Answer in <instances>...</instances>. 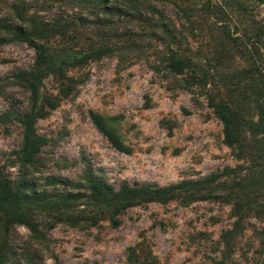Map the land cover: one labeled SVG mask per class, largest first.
I'll list each match as a JSON object with an SVG mask.
<instances>
[{"label": "rangeland", "instance_id": "1", "mask_svg": "<svg viewBox=\"0 0 264 264\" xmlns=\"http://www.w3.org/2000/svg\"><path fill=\"white\" fill-rule=\"evenodd\" d=\"M106 2L118 11L106 16L79 9L75 23L85 33L72 44L87 48L109 43L117 50L71 67L68 75L78 80L75 91L38 119V133L48 138L40 163L31 168L38 187L55 192L47 176L77 181L89 168L119 186L168 185L237 165L240 161L224 143L223 124L204 91L167 69L166 31H175L178 43L185 44L186 36L194 50L203 52L227 27L233 32L239 24L244 33L246 15L229 7L230 0ZM17 9L47 19L74 14L54 0H0V169L13 179L22 175L18 151L24 129L18 118L31 108L30 92L17 74L30 69L36 57L34 47L9 33L8 26L19 21ZM216 10L222 13L214 15ZM247 14L256 25H264V3H250ZM100 23L108 26L103 33ZM59 88L51 75L43 91L57 95ZM91 110L110 118L132 147L130 153L111 144L94 124ZM30 214L37 232L20 222L6 225L0 211V240L6 235L9 241L4 264H217L221 234L235 220L229 203L213 199L144 202L119 214L118 224L107 214L96 223L79 224L67 213L34 208ZM250 235L247 231L240 238L236 264H254L246 260L251 253H244ZM131 247L136 248L133 257Z\"/></svg>", "mask_w": 264, "mask_h": 264}, {"label": "trees", "instance_id": "2", "mask_svg": "<svg viewBox=\"0 0 264 264\" xmlns=\"http://www.w3.org/2000/svg\"><path fill=\"white\" fill-rule=\"evenodd\" d=\"M54 1L59 6H68L74 14L61 13L59 17L47 19L17 9L19 21L8 26L14 39L34 47L36 57L30 69L17 74L30 92L31 108L18 118L24 129L18 151L21 177L13 179L0 169V211L5 224L20 222L37 232L30 214L34 208L60 216L70 214L75 224L84 220L96 223L102 214L109 215L113 223L118 224L119 214L144 202L220 200L231 205L235 220L221 234L222 250L217 264H236L239 241L247 231L252 235L248 237L247 251L244 252L245 255L251 253V258L246 260L264 264V25H256L255 18H249L247 14L250 3L261 4L264 0H230L229 7L246 15L247 28L244 33L240 32L239 24H235L233 32H230L231 26L223 29L207 52L194 50L186 36H183L185 44L178 43L177 33L166 31L169 37L165 51L167 69L184 75L188 86L204 91L208 105L223 124L224 143L240 161L237 165L226 166L222 171L202 178L184 179L168 185L124 182L119 186L103 180L89 168L77 181L47 176L46 183L56 190L49 192L40 189L31 174V168L40 163L43 147L48 141L46 136L38 133L36 123L50 109L57 107L62 97L75 91L78 80L68 75L71 67L114 54L117 50L109 43L77 48L72 41L85 33V28L75 23L79 9L97 10L107 16L118 11V7L108 6L106 0ZM137 9L133 6V10ZM212 13L221 14L222 10ZM220 18V22L225 21V17ZM100 25L103 33L107 23ZM131 43L128 41L129 46ZM211 61L218 63L217 66H211ZM51 75L59 82L57 95L43 91L45 80ZM90 116L116 149L127 153L132 151L111 125L110 118L94 110L90 111ZM8 245L5 235L0 240V264L5 263ZM134 254L137 255L136 248L131 247L130 257Z\"/></svg>", "mask_w": 264, "mask_h": 264}]
</instances>
